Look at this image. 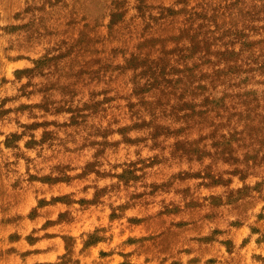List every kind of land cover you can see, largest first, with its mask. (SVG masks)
I'll list each match as a JSON object with an SVG mask.
<instances>
[{
  "label": "rangeland",
  "instance_id": "obj_1",
  "mask_svg": "<svg viewBox=\"0 0 264 264\" xmlns=\"http://www.w3.org/2000/svg\"><path fill=\"white\" fill-rule=\"evenodd\" d=\"M0 264H264V0H0Z\"/></svg>",
  "mask_w": 264,
  "mask_h": 264
}]
</instances>
